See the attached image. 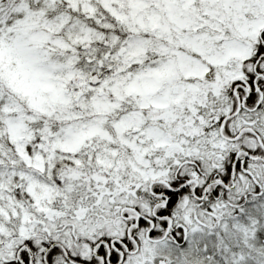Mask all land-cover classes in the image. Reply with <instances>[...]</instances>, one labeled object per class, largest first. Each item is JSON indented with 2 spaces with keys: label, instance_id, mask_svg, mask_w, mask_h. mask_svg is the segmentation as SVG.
<instances>
[{
  "label": "snow or ice",
  "instance_id": "6c2138e0",
  "mask_svg": "<svg viewBox=\"0 0 264 264\" xmlns=\"http://www.w3.org/2000/svg\"><path fill=\"white\" fill-rule=\"evenodd\" d=\"M0 264H264V0H0Z\"/></svg>",
  "mask_w": 264,
  "mask_h": 264
}]
</instances>
